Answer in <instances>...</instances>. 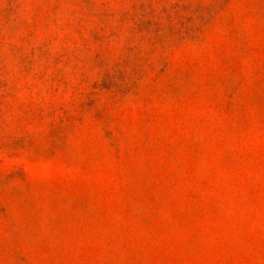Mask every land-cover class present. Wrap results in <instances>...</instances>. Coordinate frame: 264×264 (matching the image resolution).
Returning a JSON list of instances; mask_svg holds the SVG:
<instances>
[{
  "label": "rangeland",
  "instance_id": "obj_1",
  "mask_svg": "<svg viewBox=\"0 0 264 264\" xmlns=\"http://www.w3.org/2000/svg\"><path fill=\"white\" fill-rule=\"evenodd\" d=\"M0 264H264V0H0Z\"/></svg>",
  "mask_w": 264,
  "mask_h": 264
}]
</instances>
